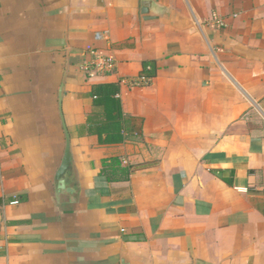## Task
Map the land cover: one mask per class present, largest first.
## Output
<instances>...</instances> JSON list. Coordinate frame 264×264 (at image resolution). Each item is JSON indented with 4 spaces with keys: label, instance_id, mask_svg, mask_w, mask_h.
<instances>
[{
    "label": "crops",
    "instance_id": "0c3cea01",
    "mask_svg": "<svg viewBox=\"0 0 264 264\" xmlns=\"http://www.w3.org/2000/svg\"><path fill=\"white\" fill-rule=\"evenodd\" d=\"M141 1L0 0V264H264V0H156L148 21ZM90 50L113 75L85 74ZM145 64L150 86L119 89L141 136L98 145L90 87Z\"/></svg>",
    "mask_w": 264,
    "mask_h": 264
},
{
    "label": "trees",
    "instance_id": "16d2710c",
    "mask_svg": "<svg viewBox=\"0 0 264 264\" xmlns=\"http://www.w3.org/2000/svg\"><path fill=\"white\" fill-rule=\"evenodd\" d=\"M118 82L94 84L90 87L91 110L86 115V133L95 136L100 146L120 144L141 136V120L122 112ZM130 167H121L118 159L102 162L100 175L108 182L125 181Z\"/></svg>",
    "mask_w": 264,
    "mask_h": 264
},
{
    "label": "built area",
    "instance_id": "2783aa9c",
    "mask_svg": "<svg viewBox=\"0 0 264 264\" xmlns=\"http://www.w3.org/2000/svg\"><path fill=\"white\" fill-rule=\"evenodd\" d=\"M213 23L222 27L225 25L224 20L214 16ZM95 39H101L102 35L96 33ZM87 60L84 64L85 74L91 76H111L116 70V62L109 56L99 53L96 50H90L86 53ZM154 77V69L150 64H145L143 69L135 77H122L118 79L119 86H125L127 88L135 87H147L152 83ZM18 200L12 201L10 204H17Z\"/></svg>",
    "mask_w": 264,
    "mask_h": 264
},
{
    "label": "water",
    "instance_id": "95a60500",
    "mask_svg": "<svg viewBox=\"0 0 264 264\" xmlns=\"http://www.w3.org/2000/svg\"><path fill=\"white\" fill-rule=\"evenodd\" d=\"M153 2H156V0H142L140 4V17L141 21H148L151 20L154 17L150 16V7H152ZM63 85L60 86L59 91H58V106H59V115H60V120L62 124V128L64 131V136H65V149L63 153V157L60 163V166L56 172L55 175V180H56V190L59 196L62 198L64 194L62 191L65 189V180H64V175L71 169L72 167V156L70 154V149H69V135L65 127L64 123V118H63V113H62V98H63Z\"/></svg>",
    "mask_w": 264,
    "mask_h": 264
}]
</instances>
